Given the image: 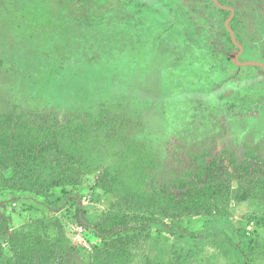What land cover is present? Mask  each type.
Wrapping results in <instances>:
<instances>
[{
    "label": "rangeland",
    "instance_id": "1",
    "mask_svg": "<svg viewBox=\"0 0 264 264\" xmlns=\"http://www.w3.org/2000/svg\"><path fill=\"white\" fill-rule=\"evenodd\" d=\"M224 1L238 61L264 64V0ZM228 34L191 0H0V116L101 127L91 156L69 141L86 169L61 143L35 164L74 168L59 181L0 166V264L18 233L49 240L52 264H264V70L236 65ZM201 174L218 200L180 205ZM114 220L130 231H98Z\"/></svg>",
    "mask_w": 264,
    "mask_h": 264
},
{
    "label": "trees",
    "instance_id": "2",
    "mask_svg": "<svg viewBox=\"0 0 264 264\" xmlns=\"http://www.w3.org/2000/svg\"><path fill=\"white\" fill-rule=\"evenodd\" d=\"M191 1L202 4L207 9L223 13L226 21L231 16L230 11L221 10L212 0ZM219 1L223 6L230 7V4L226 1ZM230 27L234 32L238 30L236 20H232ZM41 115L22 114L18 117L11 114V116H0V166L16 169L15 173L18 174L21 181L23 179L29 186L31 185V190L43 176H53L54 174L56 175L54 180L59 181L58 178H66L67 173L73 172L74 168L71 166H66L62 171H57L54 168L43 169L35 167L36 163H43V157H47L49 150L54 147L59 148L58 144L60 143L63 151L69 155V162L75 165L81 163L82 169H86L88 165L79 158V152H71L69 141L71 139L82 140V145L78 150L84 152V155L88 154V156H91L95 153V144L98 142L96 135L101 128L98 124L100 120L96 122L97 117L92 115H87V121L76 117L71 126L67 122L59 121L53 114ZM14 120L17 122H14ZM74 123L77 125L74 126ZM64 142L66 143L64 144ZM209 177L211 176L207 174H201L198 177L200 181L197 180V182L202 183L197 184L200 185L199 189H196L197 185L193 186L189 181L177 182V186L174 188L179 190V194H174L177 202L180 205H187V207H201L211 201L218 200L221 187ZM206 179L211 182L208 183ZM131 224L130 220H114L110 224L102 222L97 227L99 232L109 237L111 232L130 231ZM106 231L110 233L108 234ZM2 234L3 230H0V236ZM9 244L11 256L2 264H52L55 253L54 245L41 236L18 233L11 237Z\"/></svg>",
    "mask_w": 264,
    "mask_h": 264
},
{
    "label": "water",
    "instance_id": "3",
    "mask_svg": "<svg viewBox=\"0 0 264 264\" xmlns=\"http://www.w3.org/2000/svg\"><path fill=\"white\" fill-rule=\"evenodd\" d=\"M216 6L218 8H220L221 10H226V11H230L231 12V16L230 18L226 21V29L228 30V32L230 33L231 35V38H232V41L234 43V45L239 49V53L237 55H235L233 57V61L236 65L238 66H259L260 68H262L264 70V64H261L259 62H251V63H240L238 61V58L240 57V55L242 54L244 48L242 45H240V43L237 41V36L235 34V32L231 29L230 27V24L232 22V20L234 19L235 15H236V12L233 8H230V7H226V6H223L219 0H212Z\"/></svg>",
    "mask_w": 264,
    "mask_h": 264
}]
</instances>
